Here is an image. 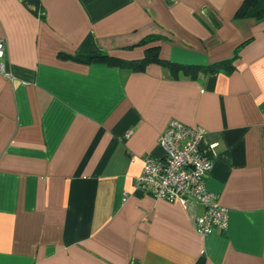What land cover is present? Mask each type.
Returning a JSON list of instances; mask_svg holds the SVG:
<instances>
[{"label": "crops", "instance_id": "0c3cea01", "mask_svg": "<svg viewBox=\"0 0 264 264\" xmlns=\"http://www.w3.org/2000/svg\"><path fill=\"white\" fill-rule=\"evenodd\" d=\"M242 1L0 0V264H264V0L237 18ZM147 35L163 59L233 68L59 55L139 58ZM170 118L203 129L223 229L197 232L202 204L134 184Z\"/></svg>", "mask_w": 264, "mask_h": 264}, {"label": "built area", "instance_id": "2783aa9c", "mask_svg": "<svg viewBox=\"0 0 264 264\" xmlns=\"http://www.w3.org/2000/svg\"><path fill=\"white\" fill-rule=\"evenodd\" d=\"M5 38L0 36V73L5 71ZM203 129L170 118L157 137L161 156H142V168L135 177L136 187L154 198L167 201L199 202L203 211L196 216L197 232L207 234L213 227L225 228L227 208L218 203L216 194L206 189L204 177L213 165V159L199 145Z\"/></svg>", "mask_w": 264, "mask_h": 264}, {"label": "trees", "instance_id": "16d2710c", "mask_svg": "<svg viewBox=\"0 0 264 264\" xmlns=\"http://www.w3.org/2000/svg\"><path fill=\"white\" fill-rule=\"evenodd\" d=\"M255 3V0H243L238 9L235 12V17L245 16L247 8ZM256 17L259 20H264V9H260L256 13ZM159 39L158 35H147L141 38L135 45H143V55L139 58H122L102 50H90L86 52H75L74 54H67L59 52V55L62 57H69L79 61L91 62L99 61L105 62L110 65L120 66L122 68H128L131 70L140 71L145 68L148 63H157L169 70L172 75H176L179 71L182 73L189 74L190 76H195L198 71L202 72H214L218 70H231L232 67V58H226L212 62L210 64H185L168 59H163L158 54V46L156 44H149L153 41ZM131 45L129 46L132 47ZM240 44L237 46L236 49Z\"/></svg>", "mask_w": 264, "mask_h": 264}]
</instances>
